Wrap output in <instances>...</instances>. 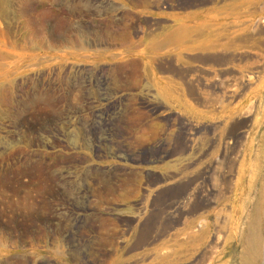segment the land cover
Segmentation results:
<instances>
[{
	"label": "rangeland",
	"instance_id": "rangeland-1",
	"mask_svg": "<svg viewBox=\"0 0 264 264\" xmlns=\"http://www.w3.org/2000/svg\"><path fill=\"white\" fill-rule=\"evenodd\" d=\"M0 264H264V0H0Z\"/></svg>",
	"mask_w": 264,
	"mask_h": 264
}]
</instances>
